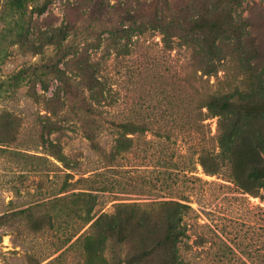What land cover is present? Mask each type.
I'll use <instances>...</instances> for the list:
<instances>
[{"label":"rangeland","instance_id":"rangeland-1","mask_svg":"<svg viewBox=\"0 0 264 264\" xmlns=\"http://www.w3.org/2000/svg\"><path fill=\"white\" fill-rule=\"evenodd\" d=\"M36 1L0 0V264H174L171 245L146 253L164 227L137 222L170 198L194 209L184 261L264 262L258 158L240 141L214 157L217 117L200 113L226 95L264 133V0Z\"/></svg>","mask_w":264,"mask_h":264},{"label":"trees","instance_id":"trees-1","mask_svg":"<svg viewBox=\"0 0 264 264\" xmlns=\"http://www.w3.org/2000/svg\"><path fill=\"white\" fill-rule=\"evenodd\" d=\"M11 5L17 9H24L28 3L34 4V10L36 13H42L46 9V3H37L36 0H9ZM84 77L89 83V87L94 91L98 97L103 96V90L105 91V83L95 75L96 68L90 64L84 63V66L80 68ZM227 96H213L209 97V100L204 105L206 107L205 112H200L202 117L201 119L209 118L216 116V131L212 135V138L215 139L216 147L218 150L212 152L214 157H218L222 160H225L232 154V147L236 142L240 141L243 145L250 147L251 151L254 152V155L257 156L258 160L246 165V171L249 172V176H253V180L256 183L264 184V157L261 156L260 151L257 148L262 147L260 139H263L264 133L259 131L255 133L254 131H247L243 129V121L249 116L243 112H239L237 106L226 100ZM134 123L130 121H121L117 122V126L120 128V131L130 130L131 126ZM129 133V132H126ZM201 157V156H200ZM201 159V158H200ZM246 181V179H244ZM155 204H161L162 206V216L157 217L153 214L152 210H142L140 213L138 223L141 224L148 232H155L159 227H164V233L161 238L156 240L151 247L146 251L150 253L158 248H161L165 245H171V258L174 264H190L182 259L179 254V247L176 244L182 241V238L187 236L188 226L187 223L183 220L186 217H190L193 212V208L190 205L189 200L184 198H170L167 200H158L157 203L154 201L144 202L143 205L148 207ZM139 202L129 201V202H117L115 206L117 207L118 214H120L121 209H124L123 213L128 215V217H133L136 211H139ZM119 208V209H118ZM115 212L112 215H108L107 218L109 221H113L114 218L118 216ZM102 216V215H101ZM104 216V215H103ZM100 217V216H99ZM217 236V234H215ZM201 238L200 244L204 245L207 240L206 236L200 234L198 235ZM204 239V240H202ZM223 242V241H222ZM224 246L231 248L224 242ZM254 259L251 260L250 264H254ZM258 261V260H257ZM242 264H247L245 261H241ZM258 264H263L264 262L258 261Z\"/></svg>","mask_w":264,"mask_h":264}]
</instances>
